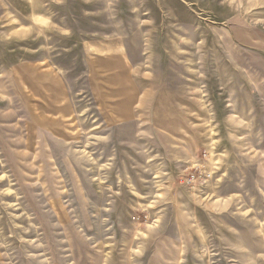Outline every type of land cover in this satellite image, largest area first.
Instances as JSON below:
<instances>
[{
    "label": "rangeland",
    "instance_id": "obj_1",
    "mask_svg": "<svg viewBox=\"0 0 264 264\" xmlns=\"http://www.w3.org/2000/svg\"><path fill=\"white\" fill-rule=\"evenodd\" d=\"M0 264H264V0H0Z\"/></svg>",
    "mask_w": 264,
    "mask_h": 264
}]
</instances>
